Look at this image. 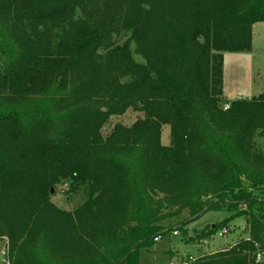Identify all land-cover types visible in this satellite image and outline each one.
<instances>
[{
    "label": "trees",
    "instance_id": "1",
    "mask_svg": "<svg viewBox=\"0 0 264 264\" xmlns=\"http://www.w3.org/2000/svg\"><path fill=\"white\" fill-rule=\"evenodd\" d=\"M257 23L264 0H0V264H139L166 221L211 210L246 236L180 264H264V94L222 89Z\"/></svg>",
    "mask_w": 264,
    "mask_h": 264
},
{
    "label": "rangeland",
    "instance_id": "2",
    "mask_svg": "<svg viewBox=\"0 0 264 264\" xmlns=\"http://www.w3.org/2000/svg\"><path fill=\"white\" fill-rule=\"evenodd\" d=\"M139 59L138 57H136ZM223 96L227 100L251 99L259 94H264V23H257L252 29L251 49L244 52H226L223 54L222 63ZM141 117L139 112L131 109L123 115L111 117L102 129L106 135L116 123L132 124ZM257 144L264 152V137H256ZM160 141L163 146H169L170 127L162 126ZM68 186L63 183L57 186L52 193V203L63 209L72 210L85 199L82 191L67 195ZM245 208L243 204L239 206ZM234 211H207L198 218H188V213L183 212L179 219L166 221L165 232L148 247H141L138 251L139 264H180L201 256L227 249L239 238L246 236L245 221L242 217H233ZM224 221L226 233L219 234L221 230L210 236L206 241H185L186 234L193 236L215 224L220 226ZM171 225L172 230H167ZM177 229V233H173ZM6 238L0 241V261L6 259ZM192 258H189V257Z\"/></svg>",
    "mask_w": 264,
    "mask_h": 264
},
{
    "label": "built area",
    "instance_id": "3",
    "mask_svg": "<svg viewBox=\"0 0 264 264\" xmlns=\"http://www.w3.org/2000/svg\"><path fill=\"white\" fill-rule=\"evenodd\" d=\"M224 109H227L228 108V104L225 103L224 106H223ZM174 234H176L177 232H173ZM223 233H226V229L223 228L222 232L220 231L219 234L223 235ZM159 237L155 238V240H157ZM192 258V257H191ZM257 260H260V255H257Z\"/></svg>",
    "mask_w": 264,
    "mask_h": 264
},
{
    "label": "water",
    "instance_id": "4",
    "mask_svg": "<svg viewBox=\"0 0 264 264\" xmlns=\"http://www.w3.org/2000/svg\"><path fill=\"white\" fill-rule=\"evenodd\" d=\"M51 192H53V188H51ZM124 261H125V260H124ZM124 261H122V263H121V264H123V262H124Z\"/></svg>",
    "mask_w": 264,
    "mask_h": 264
},
{
    "label": "crops",
    "instance_id": "5",
    "mask_svg": "<svg viewBox=\"0 0 264 264\" xmlns=\"http://www.w3.org/2000/svg\"><path fill=\"white\" fill-rule=\"evenodd\" d=\"M255 25H253V27H254Z\"/></svg>",
    "mask_w": 264,
    "mask_h": 264
}]
</instances>
